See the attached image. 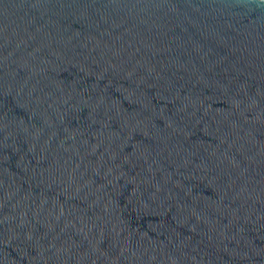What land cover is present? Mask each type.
Wrapping results in <instances>:
<instances>
[{"label": "water", "instance_id": "1", "mask_svg": "<svg viewBox=\"0 0 264 264\" xmlns=\"http://www.w3.org/2000/svg\"><path fill=\"white\" fill-rule=\"evenodd\" d=\"M0 264H264V0H0Z\"/></svg>", "mask_w": 264, "mask_h": 264}]
</instances>
